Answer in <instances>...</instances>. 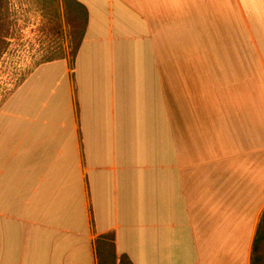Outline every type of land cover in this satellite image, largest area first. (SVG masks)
Here are the masks:
<instances>
[{"label":"crops","instance_id":"crops-1","mask_svg":"<svg viewBox=\"0 0 264 264\" xmlns=\"http://www.w3.org/2000/svg\"><path fill=\"white\" fill-rule=\"evenodd\" d=\"M75 1L0 109V264H250L264 0Z\"/></svg>","mask_w":264,"mask_h":264},{"label":"rangeland","instance_id":"rangeland-1","mask_svg":"<svg viewBox=\"0 0 264 264\" xmlns=\"http://www.w3.org/2000/svg\"><path fill=\"white\" fill-rule=\"evenodd\" d=\"M84 27L72 0H0V109L38 64L73 62Z\"/></svg>","mask_w":264,"mask_h":264},{"label":"trees","instance_id":"trees-1","mask_svg":"<svg viewBox=\"0 0 264 264\" xmlns=\"http://www.w3.org/2000/svg\"><path fill=\"white\" fill-rule=\"evenodd\" d=\"M72 1L77 3L84 10L85 22H86V19H87L86 9L80 3L76 2L75 0H72ZM77 49H78V47H77ZM76 52H77V50H76ZM250 264H264V210L261 214V217H260V220H259V223L257 226L256 234H255V237H254V240L252 243Z\"/></svg>","mask_w":264,"mask_h":264}]
</instances>
